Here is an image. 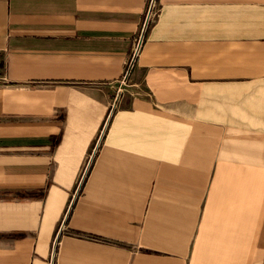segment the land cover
<instances>
[{
	"label": "crops",
	"instance_id": "1",
	"mask_svg": "<svg viewBox=\"0 0 264 264\" xmlns=\"http://www.w3.org/2000/svg\"><path fill=\"white\" fill-rule=\"evenodd\" d=\"M83 176L53 264H264V0H0V264Z\"/></svg>",
	"mask_w": 264,
	"mask_h": 264
},
{
	"label": "rangeland",
	"instance_id": "2",
	"mask_svg": "<svg viewBox=\"0 0 264 264\" xmlns=\"http://www.w3.org/2000/svg\"><path fill=\"white\" fill-rule=\"evenodd\" d=\"M141 37H142V35H141ZM140 46H141V44H139V47L136 49V53H135V56H136V54H137V51L140 49ZM134 60H135V58L133 57L132 59H131V61L129 62V64H128V68H127V70H126V72H125V75L123 76V83L124 84H126L127 82H126V78H128V76H129V72H130V70H131V68L133 67V65H134ZM120 94H121V92L120 91H118V94H117V97H119L120 96ZM115 101H117V98H116V100ZM116 103V102H115ZM114 107H115V104L113 105V107H112V109H114ZM110 116H111V114H109V117H108V119L110 118ZM107 119V120H108ZM106 129H107V122L105 123V125L103 126V128H102V130H101V133L100 134H102L103 135V133L106 131ZM99 144H100V140H97L96 142H95V145L93 146V149H92V151L93 152H91V158H90V160H89V163H91L92 162V159L94 158V153H95V151L97 150V147L99 146ZM89 165V164H88ZM83 183V182H82ZM264 218V217H263ZM261 250H260V253H259V258H258V260L260 261V262H264V219H263V232H262V239H261Z\"/></svg>",
	"mask_w": 264,
	"mask_h": 264
},
{
	"label": "water",
	"instance_id": "3",
	"mask_svg": "<svg viewBox=\"0 0 264 264\" xmlns=\"http://www.w3.org/2000/svg\"><path fill=\"white\" fill-rule=\"evenodd\" d=\"M146 21H148V19H147ZM146 23H147V22H146ZM109 119H110V118H109ZM109 119L107 120V124H108V122H109ZM101 138H102V136H101ZM101 138H100V140H101ZM89 164H90V163H89ZM83 179H84V176H83V178H82V180H81V182H80V184H79V186H78V188H77V190H76V192H75V195H74V197H73V199H72V202H71V204H70V206H69V209H68V211H67V213H66V216H65V218H64V220H63V222H62V226H61V228H60V230L58 231V234H57V236H56V239H55V242H54L53 256H52V262H51V264H53V259H54V255H55L56 243H57L58 237H59V235H60V233H61V230H62L63 226H64L65 223H66L67 217H68V215H69V213H70V211H71V208H72V206H73V203H74V201H75V198H76V196H77V194H78V192H79V189H80V187H81V185H82Z\"/></svg>",
	"mask_w": 264,
	"mask_h": 264
},
{
	"label": "built area",
	"instance_id": "4",
	"mask_svg": "<svg viewBox=\"0 0 264 264\" xmlns=\"http://www.w3.org/2000/svg\"><path fill=\"white\" fill-rule=\"evenodd\" d=\"M151 12V11H150ZM150 12H149V15H150ZM141 41H142V39H141V37H140V39H139V44H141Z\"/></svg>",
	"mask_w": 264,
	"mask_h": 264
}]
</instances>
